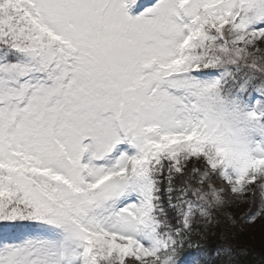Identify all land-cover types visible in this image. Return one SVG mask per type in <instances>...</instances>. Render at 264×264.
Segmentation results:
<instances>
[{
  "label": "snow or ice",
  "instance_id": "snow-or-ice-1",
  "mask_svg": "<svg viewBox=\"0 0 264 264\" xmlns=\"http://www.w3.org/2000/svg\"><path fill=\"white\" fill-rule=\"evenodd\" d=\"M137 6L0 0V264H181L264 217V0Z\"/></svg>",
  "mask_w": 264,
  "mask_h": 264
},
{
  "label": "trees",
  "instance_id": "trees-1",
  "mask_svg": "<svg viewBox=\"0 0 264 264\" xmlns=\"http://www.w3.org/2000/svg\"><path fill=\"white\" fill-rule=\"evenodd\" d=\"M243 209L238 207V211L234 214L236 223L233 225L225 220L223 216L218 217V223H214L208 228V237L199 243L206 248L209 254L221 245L228 243L233 246L237 253L236 264H264V217H257L250 228L242 223V216L239 213H249L255 215L258 210V199L250 200L248 203L242 204ZM235 211L234 206L228 209ZM222 234L226 239L222 238ZM212 260L207 264H221V261L215 254L209 256Z\"/></svg>",
  "mask_w": 264,
  "mask_h": 264
},
{
  "label": "rangeland",
  "instance_id": "rangeland-1",
  "mask_svg": "<svg viewBox=\"0 0 264 264\" xmlns=\"http://www.w3.org/2000/svg\"><path fill=\"white\" fill-rule=\"evenodd\" d=\"M155 2H156V0H141V1H138V6L134 8L133 14H138L139 12L143 11L146 7L152 6ZM240 209H243V205H241ZM234 210L235 211H232V210H229V211L232 212V213H236L238 211V207L234 206ZM239 216H242V223L247 228H250V226L252 224L251 215L249 213H246V212L245 213L240 212ZM20 231L19 232H12L11 234L5 233V235L19 234ZM181 264H194V262L188 260V261L181 262ZM195 264H196V262H195Z\"/></svg>",
  "mask_w": 264,
  "mask_h": 264
}]
</instances>
